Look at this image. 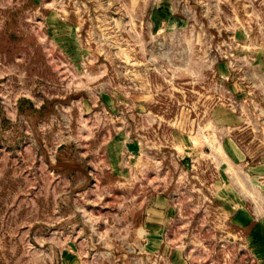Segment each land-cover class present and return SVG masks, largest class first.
Returning a JSON list of instances; mask_svg holds the SVG:
<instances>
[{"label":"rangeland","instance_id":"1","mask_svg":"<svg viewBox=\"0 0 264 264\" xmlns=\"http://www.w3.org/2000/svg\"><path fill=\"white\" fill-rule=\"evenodd\" d=\"M0 264H264V0H0Z\"/></svg>","mask_w":264,"mask_h":264}]
</instances>
